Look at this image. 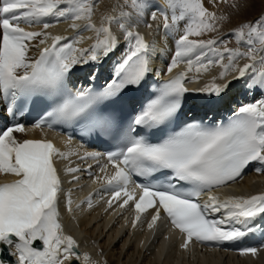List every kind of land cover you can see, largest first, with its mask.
Wrapping results in <instances>:
<instances>
[{
	"label": "snow or ice",
	"instance_id": "snow-or-ice-1",
	"mask_svg": "<svg viewBox=\"0 0 264 264\" xmlns=\"http://www.w3.org/2000/svg\"><path fill=\"white\" fill-rule=\"evenodd\" d=\"M98 2L0 0V102L5 103V110L14 115L40 103L43 113L34 128L69 126L81 138L118 141L119 150L109 152L108 163L99 168L102 175L88 174L93 183L110 191V208L122 197L121 208L134 202L137 214L133 227L141 214L154 209L147 225L152 229L163 211L184 235V249L193 240L219 246L253 233V221L264 216V194L222 199L214 193L242 179L250 164L264 173V98L241 104L226 122L186 119V95L190 91L186 81L198 83L199 77L219 67V75L199 90L215 98L210 103H220L236 87L228 81L233 73L238 74L235 79L244 80L246 89L264 92V17L232 34L246 49L242 51L229 48L227 40L192 39L216 32L218 22L226 19L209 11L203 0H164L167 7H157L149 18L156 21L162 17L166 36L180 33L175 37L167 72L171 74L181 64L186 70L155 87L125 124V118L117 115V106L129 92L148 85L155 42L150 45L143 35L126 26L131 12L105 16L97 27L92 18ZM127 2L141 20L152 5V0ZM69 21L77 31L70 42L68 37L47 32ZM78 21H87L82 30ZM113 24L123 31L126 43L112 77L101 90L73 91L69 84L77 65L99 62L119 46L111 30ZM22 25L43 31H27ZM145 26L151 28L152 24ZM85 31L96 34V42L87 49L77 47L84 42ZM33 47L38 50L36 56L29 54ZM241 59L250 63L239 67ZM190 73L194 75L190 77ZM17 133L26 134L24 124L0 128V175L15 178L0 183V252L15 257V264H71L73 259L77 264H91V258L78 252L77 241L65 234L61 223L60 204L72 213L74 201L71 192L61 199L64 189L55 163L57 158L68 160L73 153L61 151L50 140L22 139ZM80 159L99 161L101 153L89 152ZM109 168L113 169L111 174ZM65 172L79 183V176L73 174L80 168L67 167ZM133 175L147 182H134ZM206 193L208 199L201 202ZM86 203L92 206L91 197ZM257 253L256 247L241 250L244 255ZM0 264L5 262L0 259Z\"/></svg>",
	"mask_w": 264,
	"mask_h": 264
},
{
	"label": "bare ground",
	"instance_id": "bare-ground-1",
	"mask_svg": "<svg viewBox=\"0 0 264 264\" xmlns=\"http://www.w3.org/2000/svg\"><path fill=\"white\" fill-rule=\"evenodd\" d=\"M102 1V5L95 8L92 23L97 27H100L104 21V14L107 11L108 4L112 3V0H99ZM107 2H109L107 4ZM204 4L208 2L203 0ZM212 2V1H211ZM163 1H152L151 7H149L144 18L141 20L134 11H132L131 20L126 24L134 32H139L141 35L150 39V45L155 42V48L151 55V67L153 69L152 77H164L168 75L167 69L174 56L175 52V37L180 33H174L172 35H165L162 29V18H158L156 21H152L149 16L150 13L157 7L166 8ZM98 5V3L96 4ZM110 5V4H109ZM111 7V6H110ZM205 7L206 4H205ZM106 10V11H105ZM83 29L87 21L77 22ZM152 24L151 28L145 26V24ZM111 25V30L116 36L119 46L108 57H102L99 62H89L87 64L79 65V73L89 80L92 79L93 73L95 75L103 74L105 68H114V65L119 61L122 52L124 51V45L126 40L124 38L123 31L118 27L114 29ZM135 25V27H133ZM27 31H43L41 27L27 26ZM51 35H63L69 34V41L71 38L77 35V31L71 27V21L61 22L54 27L47 29ZM84 42L77 47L90 48L96 42V34L92 31L83 32ZM197 38V37H196ZM195 39V38H192ZM35 45V41L31 42ZM51 44V40L48 41ZM47 46V45H44ZM44 46H41L44 47ZM38 50L33 47L30 51L31 56H36ZM113 60L112 64L111 61ZM242 59L239 61L238 66L241 65ZM227 63V61H225ZM94 70V71H92ZM183 70L185 71V65L181 64L173 72ZM222 71L219 67H214L211 71L205 75L199 77V82L194 83L199 89L204 88L210 84L214 77H217ZM90 72V73H89ZM190 73L189 76H193ZM237 73L229 75L228 81L236 84V87L231 88L226 98L220 103H211L212 106L219 107L223 111L222 116L228 115L231 111H235L241 104H247L255 102L258 99L264 98V92L259 89L248 90L244 87V80H237L235 77ZM247 79V77H245ZM203 93V92H202ZM202 105L210 103L214 100V97H210L203 93ZM10 114L5 110V103L0 102V128L8 126L10 123H22L12 119ZM7 121V122H4ZM6 123V124H4ZM25 133H17L20 138L26 139H41L45 134L39 130L25 125ZM60 150L68 149V152L79 153L69 158V161H75V167L89 169V165L81 163L79 158L83 155L80 152V148L68 143V140L56 137ZM257 165L252 164L247 172L243 174V178L239 179L236 184L227 190H221L215 195L223 198L232 197V194H237L236 197H251L253 195L264 194V173L255 171ZM91 171V170H90ZM98 169L91 171L93 174ZM85 174L78 172L74 175L81 176ZM15 179L14 177H4L0 175V181H10ZM81 182L68 184L64 187L65 195L68 192L72 193L73 212L69 213L66 210L60 209L61 223L64 227L66 235L72 236L79 245V252L81 255H88L91 258V264H264V216L262 220L255 225L256 230L253 232L252 244L258 248V253L255 256L251 254H241V250L247 248L246 243H249L247 239L240 240L236 244L226 243L219 246H204L199 248L196 244L194 246L189 245L188 249L182 247L185 237L178 234L175 231H170L165 228L169 227L167 224L160 222L164 228H158L159 222L152 229H149L145 224H141L134 228L132 223L126 225L125 223L119 224L122 219H115L116 214L109 219V213H106V204L111 199L108 196L104 199L107 193L100 198H94V192L97 188H101V185L90 186L87 189L79 187ZM107 192V191H106ZM92 199V206L89 207L86 201L88 198ZM104 199L103 205L96 207L98 200ZM81 205L80 208H76V205ZM91 208V209H89ZM147 216H144L146 218ZM260 219V217H258ZM167 236L169 241H166L164 237ZM258 243V244H257ZM251 245V244H250ZM252 247V246H249ZM75 259H73L74 261ZM83 264V261H81Z\"/></svg>",
	"mask_w": 264,
	"mask_h": 264
},
{
	"label": "rangeland",
	"instance_id": "rangeland-1",
	"mask_svg": "<svg viewBox=\"0 0 264 264\" xmlns=\"http://www.w3.org/2000/svg\"><path fill=\"white\" fill-rule=\"evenodd\" d=\"M161 1V0H154ZM164 2V0H162ZM206 1V0H205ZM206 6L209 11H213L220 17H226V19L218 22V30L216 32L208 33L203 37H192L195 39H217V40H227L228 47L237 49L240 48L242 51L244 49L241 42H238L232 35L235 30L240 28L244 24L255 22L256 20L264 17V0H207ZM212 1V2H211ZM109 2H107L108 4ZM110 4V5H109ZM108 4L105 16L111 15L119 17L121 11L132 12L133 10L128 6L127 0H112V3ZM102 1L98 2L97 6H101ZM166 5V4H165ZM111 6V7H110ZM95 7V8H96ZM167 7V6H166ZM130 10V11H129ZM181 29L183 28V22H181ZM114 29H118L117 25L113 26ZM223 50V49H221ZM250 63L247 59H242V67Z\"/></svg>",
	"mask_w": 264,
	"mask_h": 264
},
{
	"label": "water",
	"instance_id": "water-1",
	"mask_svg": "<svg viewBox=\"0 0 264 264\" xmlns=\"http://www.w3.org/2000/svg\"><path fill=\"white\" fill-rule=\"evenodd\" d=\"M72 264H77V262H73Z\"/></svg>",
	"mask_w": 264,
	"mask_h": 264
}]
</instances>
